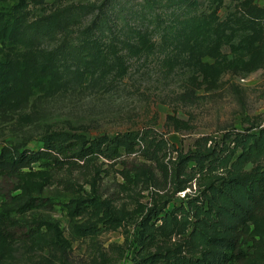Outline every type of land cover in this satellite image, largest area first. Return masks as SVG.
I'll use <instances>...</instances> for the list:
<instances>
[{"label": "rangeland", "instance_id": "obj_1", "mask_svg": "<svg viewBox=\"0 0 264 264\" xmlns=\"http://www.w3.org/2000/svg\"><path fill=\"white\" fill-rule=\"evenodd\" d=\"M0 90V149L38 150L56 131L165 143L154 158L136 146L1 177L16 238H0V264H169L167 252L215 264L191 227L160 217L204 196L179 153L237 155L264 127V0H0ZM30 198L46 206L20 212ZM250 231L264 237V221Z\"/></svg>", "mask_w": 264, "mask_h": 264}, {"label": "trees", "instance_id": "obj_2", "mask_svg": "<svg viewBox=\"0 0 264 264\" xmlns=\"http://www.w3.org/2000/svg\"><path fill=\"white\" fill-rule=\"evenodd\" d=\"M255 6V5H254ZM256 7V6H255ZM262 10V9H258ZM0 90V101L7 95ZM149 131H126L114 135H101L87 139L74 132L56 131L46 136L38 150H19L15 147L0 149V178L25 177V171L33 164L62 166L71 162L89 160L102 156L116 159L138 150L145 156L155 157L149 146L155 143L158 150L164 148L162 140H150ZM236 146V145H235ZM240 152L227 151L222 156L216 152L205 154L201 148L190 153H179L177 158L190 168L189 181L195 179L198 187L204 185L203 199L191 198L188 209L181 208L180 219L166 213L160 217L162 224L170 228L174 223L185 231L191 227L190 239L194 250L214 249L204 253L215 264H257L264 262V237L250 231L251 223L264 221V127L257 133L240 135ZM222 151V149L220 150ZM44 160H48L43 163ZM247 162L255 166L249 175H243ZM220 170V171H218ZM221 172V173H219ZM224 173L225 177L220 178ZM177 174H180L178 172ZM21 193L27 191L25 184L18 185ZM178 191L183 190L178 188ZM46 206L41 198H30L22 203L20 212L33 207ZM82 208V207H81ZM10 222L0 213V238L14 240L9 231ZM27 239H36L37 231L32 229ZM169 264H208L201 258L177 257L173 252L163 255Z\"/></svg>", "mask_w": 264, "mask_h": 264}]
</instances>
